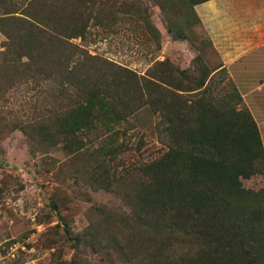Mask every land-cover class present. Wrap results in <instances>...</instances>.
Here are the masks:
<instances>
[{
  "label": "trees",
  "instance_id": "trees-1",
  "mask_svg": "<svg viewBox=\"0 0 264 264\" xmlns=\"http://www.w3.org/2000/svg\"><path fill=\"white\" fill-rule=\"evenodd\" d=\"M113 1L0 0V101L37 94L27 121L0 110V133L20 129L45 152L90 150L94 164L79 178L111 191L127 183L117 160L131 147L126 129L138 127L131 118L142 110L158 117L162 151L136 164L126 209L99 204L100 218L74 234L64 224L75 252L64 259L59 250L52 264H264V144L241 93L222 94L215 75L226 69L214 73L219 66L199 54L186 68L154 58L140 73L75 42L105 25ZM153 1L165 18L184 17L168 27L173 38L199 40L195 6L208 0ZM142 4L133 11L160 46L163 32ZM145 144L141 136L134 149Z\"/></svg>",
  "mask_w": 264,
  "mask_h": 264
},
{
  "label": "rangeland",
  "instance_id": "rangeland-1",
  "mask_svg": "<svg viewBox=\"0 0 264 264\" xmlns=\"http://www.w3.org/2000/svg\"><path fill=\"white\" fill-rule=\"evenodd\" d=\"M138 3L148 7L154 24L163 31L160 46L151 34L145 33L143 21L134 13V5ZM122 6H127L131 12L121 11ZM108 7L113 15L106 18L105 25L92 27V34L85 42L81 38L74 40L93 54L110 58L140 73L145 72L154 58L168 57L182 68L191 67L198 54L210 67L221 62L212 40L205 41L210 35L204 26L193 28L198 41L173 38L168 27L176 24L179 28L184 17L169 15L165 18L153 0H118ZM5 39L0 33V52ZM215 82L222 94L234 89L230 86V77L221 72L215 75ZM36 98L37 94L28 89L22 93L12 92L5 98L9 101H0V110L9 120L21 118L27 121L32 116ZM131 119L138 127L126 129L131 147L121 153V160H117V163L124 162L119 165V173L125 175L127 183L120 188L115 186L116 190L111 191L92 189L79 178L87 163L94 164L89 156L90 150L73 155L58 146L45 152L34 146L20 129L0 133V264H52L54 254L59 250L64 259H70L75 250L65 234L64 224L74 234L100 218L96 210L99 204L119 213L126 209L123 196L129 194V184L140 176L136 164L154 158L162 151L155 128L158 117L142 110L137 118ZM141 136L146 144L137 151L134 145ZM106 138L99 142L106 141ZM117 141L119 145L122 138ZM126 168L130 170L125 171ZM257 181L262 183L264 176Z\"/></svg>",
  "mask_w": 264,
  "mask_h": 264
},
{
  "label": "crops",
  "instance_id": "crops-1",
  "mask_svg": "<svg viewBox=\"0 0 264 264\" xmlns=\"http://www.w3.org/2000/svg\"><path fill=\"white\" fill-rule=\"evenodd\" d=\"M195 10L221 60L214 73L226 69L264 144V0H208Z\"/></svg>",
  "mask_w": 264,
  "mask_h": 264
}]
</instances>
